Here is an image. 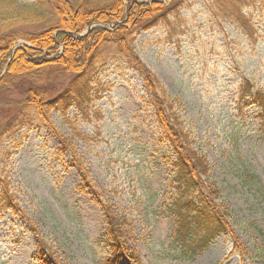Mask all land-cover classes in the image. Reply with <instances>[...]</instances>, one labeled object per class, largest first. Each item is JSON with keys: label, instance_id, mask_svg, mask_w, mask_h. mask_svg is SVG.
Instances as JSON below:
<instances>
[{"label": "rangeland", "instance_id": "obj_1", "mask_svg": "<svg viewBox=\"0 0 264 264\" xmlns=\"http://www.w3.org/2000/svg\"><path fill=\"white\" fill-rule=\"evenodd\" d=\"M43 1L3 0L0 30L20 35L45 26ZM236 2L184 0L170 26L134 34V53L179 101L177 116L211 165V181L233 211L235 239L248 255L229 236L194 258L178 254L169 211L179 197L173 158L160 142L142 77L119 46L107 43L77 83L68 74L35 76L48 99L74 83L66 116L52 111L43 121L30 110V124L0 136V195L7 185L27 217L0 207V264H41L44 243L61 264H264V202L243 181L250 171L264 188L262 111L248 101L264 93V0L225 12L228 5L240 8ZM33 16L41 24L29 26ZM25 45L19 40L16 47ZM20 99L21 93L0 90V128L12 115L7 105ZM75 155L94 187L83 182ZM107 207L123 224L119 254L121 245L107 233Z\"/></svg>", "mask_w": 264, "mask_h": 264}, {"label": "trees", "instance_id": "obj_2", "mask_svg": "<svg viewBox=\"0 0 264 264\" xmlns=\"http://www.w3.org/2000/svg\"><path fill=\"white\" fill-rule=\"evenodd\" d=\"M183 1L44 0L41 3L48 4V11L43 12L40 22L45 26L34 31L21 30L20 35L11 29L0 30V90L22 95V99L7 105V112L12 115L4 119L0 136L30 124V110L35 111L43 121L48 120L52 111L66 116L75 101L74 83L86 76L98 60L104 45L116 44L142 77L160 126V142L167 144L173 158L171 164L175 171L174 182L177 184L179 197L169 207V211L175 223L172 244L177 245L178 254L194 258L208 250L218 238L229 236L233 238L235 250L247 256L234 236L231 224L233 211L221 201V191L211 181V165L201 150L193 148L189 135L184 131L181 118L178 117L179 101L167 96L159 87L157 79L134 53V34L139 30L149 31L157 26H170L178 17ZM248 1L237 0L240 8L234 5L233 11H230L228 5L225 12H241V7L247 6ZM1 2L3 0H0V5ZM165 2L171 4L166 7ZM216 16L218 17L217 14ZM35 18L33 16L29 19V26L41 24L35 22ZM239 20L241 26L246 28V22L241 17ZM90 27L93 29L88 34L77 37ZM246 32L251 34L249 29ZM19 40L28 46L16 47ZM55 73L75 76L74 83L57 98L48 99V90L42 81L34 78L37 75ZM248 101L261 109L260 119L264 124V93L258 90L249 95ZM11 110L14 111L10 112ZM63 143L67 145L68 142L63 139ZM79 161V157L75 155L74 163L78 165L83 182L94 187ZM243 181L245 185L255 188L257 198L264 202V188L259 178L248 171L243 174ZM3 187L0 207L14 209L26 219L25 214L15 204L14 197L7 193L8 186ZM106 210L107 233L111 243L121 245L117 252L119 254L123 245H126L123 242V224L110 207ZM37 255L41 264H61L45 243L38 249Z\"/></svg>", "mask_w": 264, "mask_h": 264}, {"label": "water", "instance_id": "obj_3", "mask_svg": "<svg viewBox=\"0 0 264 264\" xmlns=\"http://www.w3.org/2000/svg\"><path fill=\"white\" fill-rule=\"evenodd\" d=\"M90 31V30H89Z\"/></svg>", "mask_w": 264, "mask_h": 264}]
</instances>
